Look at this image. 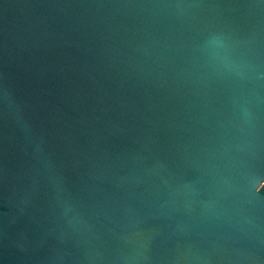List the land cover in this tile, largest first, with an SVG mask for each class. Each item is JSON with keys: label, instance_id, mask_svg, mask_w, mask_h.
<instances>
[{"label": "water", "instance_id": "95a60500", "mask_svg": "<svg viewBox=\"0 0 264 264\" xmlns=\"http://www.w3.org/2000/svg\"><path fill=\"white\" fill-rule=\"evenodd\" d=\"M0 264H264V0H0Z\"/></svg>", "mask_w": 264, "mask_h": 264}]
</instances>
